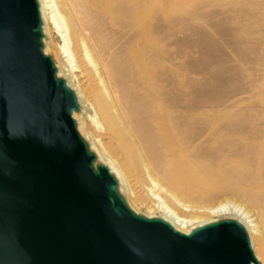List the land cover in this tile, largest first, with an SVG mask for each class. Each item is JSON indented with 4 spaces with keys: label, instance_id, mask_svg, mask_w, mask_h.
Segmentation results:
<instances>
[{
    "label": "water",
    "instance_id": "water-1",
    "mask_svg": "<svg viewBox=\"0 0 264 264\" xmlns=\"http://www.w3.org/2000/svg\"><path fill=\"white\" fill-rule=\"evenodd\" d=\"M40 0H0V264H262L246 224L137 209L79 126Z\"/></svg>",
    "mask_w": 264,
    "mask_h": 264
},
{
    "label": "bare ground",
    "instance_id": "bare-ground-1",
    "mask_svg": "<svg viewBox=\"0 0 264 264\" xmlns=\"http://www.w3.org/2000/svg\"><path fill=\"white\" fill-rule=\"evenodd\" d=\"M40 1L45 21L54 24L64 41L61 50L67 65L60 71L79 89L81 103L95 114L88 115V123L83 116L80 129L92 139L124 188L132 193L130 172L141 171L153 185L167 190L155 177L154 169L165 174L174 188L190 194L201 189L205 193L234 192L248 205L230 198L212 205H194L174 194L179 211L158 191L151 190L159 199L160 214L184 231L213 219L209 216L238 217L248 227L254 249L256 246L264 256V143L249 147L243 162L228 163L220 174L223 179L217 174L212 177L213 184L207 182V170L194 168L182 137L189 126L173 118L181 102L166 85L171 79L165 70L166 61L160 62L163 71L159 72L149 43L151 8L140 9L138 0ZM74 43L96 81L94 99L81 84L78 72L83 69L76 64ZM161 78L164 84L159 83ZM148 212L156 214L152 208Z\"/></svg>",
    "mask_w": 264,
    "mask_h": 264
},
{
    "label": "rangeland",
    "instance_id": "rangeland-1",
    "mask_svg": "<svg viewBox=\"0 0 264 264\" xmlns=\"http://www.w3.org/2000/svg\"><path fill=\"white\" fill-rule=\"evenodd\" d=\"M138 6L151 8L149 43L159 72L163 71L160 62L166 61L171 78L166 85L181 102L173 118L189 126L182 135L185 150L192 154L194 168L207 170V182L213 184L212 177L222 174L228 163L243 162L249 147L264 143V0H138ZM45 22L47 51L62 70L67 65L61 50L63 38L53 23ZM73 49L76 64L83 69L78 72L81 84L94 99L96 81L87 72L80 47L74 43ZM159 83L164 84L162 78ZM89 114L95 115L82 104L79 122L88 123ZM152 171L167 190L153 185L141 171L130 172L132 193L122 185L134 206L147 214L150 208L160 214L152 189L179 211L174 194L194 205H212L227 198L248 205L234 192L177 190L165 174ZM214 217L219 216L208 218ZM255 250L264 260L256 246Z\"/></svg>",
    "mask_w": 264,
    "mask_h": 264
}]
</instances>
